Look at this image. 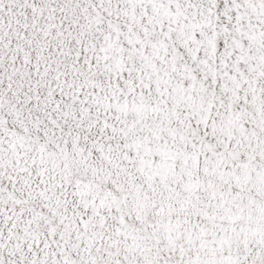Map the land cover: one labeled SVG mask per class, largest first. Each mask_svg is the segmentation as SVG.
Listing matches in <instances>:
<instances>
[{
  "label": "snow or ice",
  "instance_id": "obj_1",
  "mask_svg": "<svg viewBox=\"0 0 264 264\" xmlns=\"http://www.w3.org/2000/svg\"><path fill=\"white\" fill-rule=\"evenodd\" d=\"M0 264H264V0H0Z\"/></svg>",
  "mask_w": 264,
  "mask_h": 264
}]
</instances>
